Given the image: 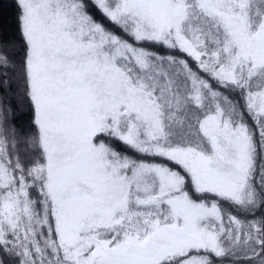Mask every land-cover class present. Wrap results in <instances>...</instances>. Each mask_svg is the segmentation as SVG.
<instances>
[{"label":"snow or ice","instance_id":"1","mask_svg":"<svg viewBox=\"0 0 264 264\" xmlns=\"http://www.w3.org/2000/svg\"><path fill=\"white\" fill-rule=\"evenodd\" d=\"M0 264H264V0H0Z\"/></svg>","mask_w":264,"mask_h":264},{"label":"trees","instance_id":"2","mask_svg":"<svg viewBox=\"0 0 264 264\" xmlns=\"http://www.w3.org/2000/svg\"><path fill=\"white\" fill-rule=\"evenodd\" d=\"M14 17H15V9L14 8H5L4 10V22H5V27H6V35L9 37L12 36H18V32L15 30L14 26ZM17 116L18 124H26L28 119H29V114L27 112L26 107H20L17 110Z\"/></svg>","mask_w":264,"mask_h":264}]
</instances>
